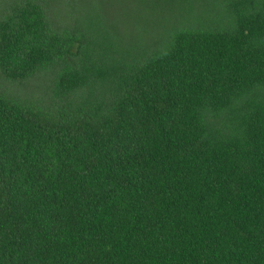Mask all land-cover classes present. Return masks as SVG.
<instances>
[{
  "label": "trees",
  "instance_id": "1",
  "mask_svg": "<svg viewBox=\"0 0 264 264\" xmlns=\"http://www.w3.org/2000/svg\"><path fill=\"white\" fill-rule=\"evenodd\" d=\"M0 264H264V0H0Z\"/></svg>",
  "mask_w": 264,
  "mask_h": 264
}]
</instances>
